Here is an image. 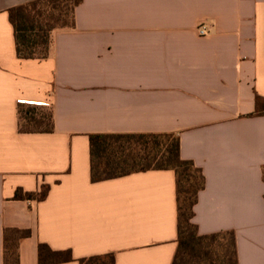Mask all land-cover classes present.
<instances>
[{"label":"crops","instance_id":"0c3cea01","mask_svg":"<svg viewBox=\"0 0 264 264\" xmlns=\"http://www.w3.org/2000/svg\"><path fill=\"white\" fill-rule=\"evenodd\" d=\"M32 1L0 0V264H40L41 244L71 250L58 264H173L176 172L92 180L90 135L140 133L178 135L202 169L199 234L233 231L239 264H264V0H83L49 57L23 60L9 10ZM30 105L53 132H20Z\"/></svg>","mask_w":264,"mask_h":264},{"label":"trees","instance_id":"16d2710c","mask_svg":"<svg viewBox=\"0 0 264 264\" xmlns=\"http://www.w3.org/2000/svg\"><path fill=\"white\" fill-rule=\"evenodd\" d=\"M83 0H35L9 10L15 29L17 56L23 60H45L50 55L52 34L56 29L75 26V11ZM22 105V104H21ZM34 108V109H30ZM29 109L28 111H25ZM41 112L37 118L36 112ZM49 111V112H48ZM253 116H264V98L256 99ZM21 133L54 131L51 109L38 106L19 107ZM23 120L28 125L23 126ZM92 180L99 182L151 170H174L177 175L179 208V246L173 264H191L196 258L221 259L222 264H239L233 231L201 235L194 223L199 194L206 187L201 168L181 157L180 138L171 133L92 134ZM264 176V170H263ZM49 186L38 193L18 190L17 199L45 200ZM22 236H29L23 232ZM227 237L229 238L226 242ZM17 264L16 251H9L7 262ZM73 260L71 250L55 251L47 244L39 246L40 264H58ZM81 264H115L113 254L80 260Z\"/></svg>","mask_w":264,"mask_h":264},{"label":"rangeland","instance_id":"374dc122","mask_svg":"<svg viewBox=\"0 0 264 264\" xmlns=\"http://www.w3.org/2000/svg\"><path fill=\"white\" fill-rule=\"evenodd\" d=\"M34 109V108H30ZM29 109H26L25 111H28ZM49 112V111H48ZM37 118L41 117V112L37 110L36 112ZM23 126L25 127H31V128H37L35 125H28L27 121L23 120ZM229 238L227 237L226 242H228ZM191 264H222L221 259H210L208 260L207 257H201V258H196L194 259Z\"/></svg>","mask_w":264,"mask_h":264},{"label":"built area","instance_id":"2783aa9c","mask_svg":"<svg viewBox=\"0 0 264 264\" xmlns=\"http://www.w3.org/2000/svg\"><path fill=\"white\" fill-rule=\"evenodd\" d=\"M199 34L201 36H208L211 32V25L209 23H202L198 28Z\"/></svg>","mask_w":264,"mask_h":264}]
</instances>
